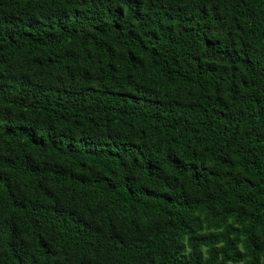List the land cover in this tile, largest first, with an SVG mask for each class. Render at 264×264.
<instances>
[{
  "label": "trees",
  "instance_id": "obj_1",
  "mask_svg": "<svg viewBox=\"0 0 264 264\" xmlns=\"http://www.w3.org/2000/svg\"><path fill=\"white\" fill-rule=\"evenodd\" d=\"M0 264H264V0H0Z\"/></svg>",
  "mask_w": 264,
  "mask_h": 264
}]
</instances>
